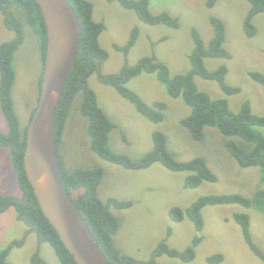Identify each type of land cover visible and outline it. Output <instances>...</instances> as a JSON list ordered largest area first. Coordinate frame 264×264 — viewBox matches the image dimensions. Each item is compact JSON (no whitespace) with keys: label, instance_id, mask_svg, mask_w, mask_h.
Wrapping results in <instances>:
<instances>
[{"label":"rangeland","instance_id":"obj_1","mask_svg":"<svg viewBox=\"0 0 264 264\" xmlns=\"http://www.w3.org/2000/svg\"><path fill=\"white\" fill-rule=\"evenodd\" d=\"M89 1L93 3L94 20L105 25L99 39L109 53L100 68L103 74L117 73L125 65L133 66L140 58L153 55L164 62L171 75L185 74L191 69L194 30L208 45L214 35L211 17L221 18L226 28L224 47L231 53V58H205V64L210 70L227 65L226 82L241 87V90L228 95L216 80L195 76L197 87L214 99L226 98L234 112H239L243 104L249 102L254 113L264 115V86L251 76V71L264 73V12L254 17L256 35L247 36L243 24L250 9L248 0H217L211 8L207 6V0H150L149 8L153 14L167 11L178 17V27L144 23L134 9L124 7L118 0ZM135 27L139 28V35L129 52L117 50L115 45H126ZM13 37L14 32L5 26L0 11V43ZM14 65L13 97L24 129L39 100L38 82L43 71V59L33 28L24 26V41L15 52ZM89 85L97 94L99 106L115 124L110 133V146L115 152L138 160L153 148V133L162 131L167 137V147L176 159L186 161L204 157L217 175L214 182L203 181L198 187L187 188L184 183L188 171H172L159 162L145 169H127L101 158L91 149L87 118L80 111L81 96L77 95L64 122L60 151L67 170L103 168L98 187L103 201L115 198L132 202L128 208L113 209L120 221L114 236L118 252L139 262H148L160 243L166 242L170 248L184 251L198 236L200 241L194 247L193 260L184 261L162 254L157 257L158 264H264L247 243L241 225L233 216L235 212L249 214L252 239L264 251V217L256 208L237 203L207 205L202 210L203 227L200 230L188 217L181 221L172 217L174 207L185 209L201 196L231 193L252 196L263 186L260 168L241 167L225 147V142L233 137L209 126L203 140L195 139L181 124V119L191 113V107L182 97H172L156 73L142 72L133 77L127 87L137 92L148 105L156 101L166 103L165 118L161 122L146 118L111 84L103 82L97 71L89 77ZM7 130L0 103V132ZM260 130L264 133V126ZM0 194L26 202L11 163L10 150L1 145ZM19 239L24 243L12 248L8 256L10 264H32L31 258L37 250L47 264H60L53 247L49 243L39 244L35 232L29 230L13 206L0 213V250ZM216 253H222L224 259L209 261L208 257Z\"/></svg>","mask_w":264,"mask_h":264},{"label":"trees","instance_id":"obj_2","mask_svg":"<svg viewBox=\"0 0 264 264\" xmlns=\"http://www.w3.org/2000/svg\"><path fill=\"white\" fill-rule=\"evenodd\" d=\"M68 1L79 17L82 32L75 64L66 81L55 113L59 170L68 194L76 203L94 240L109 261L112 264H158L157 257L162 254L191 261L195 255L194 247L200 238L196 236L193 244L184 251L172 249L166 242H162L148 262H139L118 252L114 245V236L119 230L120 221L113 209L128 208L132 202L119 201L115 198L103 201L98 194V187L104 172L103 168L77 167L73 170H67L64 157L60 151L64 122L77 95L81 96L80 111L87 118V133L91 140V149L101 158L127 169H145L159 162L172 171H188L189 174L184 183L187 188L198 187L203 181L214 182L217 180V175L204 157H195L186 161L176 159L169 151L167 137L162 131L153 133V148L138 160H133L126 154L115 152L110 146V133L115 124L99 106L97 94L89 85V77L96 71L103 82L111 84L122 97L133 103L146 118L161 122L165 118L166 103L156 101L153 105H148L137 92L127 87V83L142 72L156 73L157 78L166 85L167 91L172 97H182L186 104L191 107V113L181 119V124L190 131L195 139L203 140L205 138L206 127H217L226 136L233 137L225 142V147L236 157L241 167L258 166L260 168V184L263 186L252 196L241 193L204 195L185 209L174 207L171 212L175 221H181L188 217L200 230L203 227L202 210L205 206L231 203H237L246 208H256L264 217V133L260 130V127L264 126V115L254 113L249 102H245L239 112H234L226 98H212L207 92L200 91L195 82V76L216 80L228 95L241 90V87L232 86L226 82V75L229 70L227 65H221L215 70H210L205 64V58H231V53L224 47L226 28L223 20L217 16L211 17L214 35L208 45H205L202 37L194 30V47L190 55L191 69L185 74L171 75L168 67L155 55L142 57L133 66L127 64L117 73L103 74L100 68L109 58V53L101 46L99 39L105 25L94 20V7L91 1ZM118 1L124 7L134 9L139 19L144 23L164 24L171 27L179 26L178 17L172 16L167 11L153 14L149 8L150 0ZM248 1L250 2V9L244 19L243 27L247 36L252 37L257 33L254 17L258 13L264 12V0ZM216 2L217 0H207L206 4L211 8ZM0 11L3 13L5 26L14 32V37L11 40L0 43V103L8 126L7 132H0V145L10 150L11 163L26 201L22 203L13 196L0 194V213L14 206L19 218L30 231L35 232L39 244L49 243L53 247L60 264H78L42 212L26 175L23 157L29 123L25 125L24 129L21 128L13 97V87L16 81L14 57L15 52L24 41V26L33 28L37 34L43 59V69L47 48V26L41 8L35 0H0ZM138 35L139 28H133L127 44L123 46L116 44L115 48L127 54L136 43ZM251 76L264 86V73L251 71ZM41 81L42 74L38 82L39 92L41 91ZM35 108L36 105L32 108L29 122ZM233 216L241 225L247 243L264 260V251L252 239L249 214L235 212ZM23 243V239L15 240L0 250V264H10L8 260L10 251L16 245H23ZM223 259L222 253L208 257L211 262H221ZM31 260L32 264H47L39 250L33 254Z\"/></svg>","mask_w":264,"mask_h":264},{"label":"water","instance_id":"obj_3","mask_svg":"<svg viewBox=\"0 0 264 264\" xmlns=\"http://www.w3.org/2000/svg\"><path fill=\"white\" fill-rule=\"evenodd\" d=\"M47 26L38 103L27 128L23 164L42 212L78 264H112L94 240L59 170L55 113L75 64L81 23L68 0H35Z\"/></svg>","mask_w":264,"mask_h":264}]
</instances>
